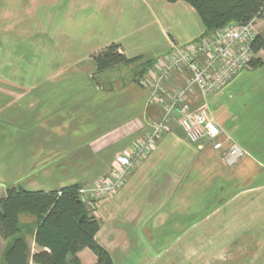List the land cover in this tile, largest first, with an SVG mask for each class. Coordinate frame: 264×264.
I'll list each match as a JSON object with an SVG mask.
<instances>
[{
    "label": "crops",
    "instance_id": "1",
    "mask_svg": "<svg viewBox=\"0 0 264 264\" xmlns=\"http://www.w3.org/2000/svg\"><path fill=\"white\" fill-rule=\"evenodd\" d=\"M204 29L183 0H0V198L14 184L91 183L164 113L166 98L150 99L144 84L95 79L96 52L117 43L126 58L154 61L171 39ZM255 57L261 65L205 96L221 150L192 142L171 116L143 163L97 203L95 240L113 264H264V52ZM187 81L178 69L163 83ZM187 100L202 103L196 85ZM231 140L244 154L229 166ZM77 255L96 264L88 248Z\"/></svg>",
    "mask_w": 264,
    "mask_h": 264
},
{
    "label": "trees",
    "instance_id": "2",
    "mask_svg": "<svg viewBox=\"0 0 264 264\" xmlns=\"http://www.w3.org/2000/svg\"><path fill=\"white\" fill-rule=\"evenodd\" d=\"M183 1L198 14L205 28L202 35L230 21L264 20V0ZM119 47L111 43L93 55L97 66L93 76L103 81L118 76L122 87L127 79L137 81L155 60L126 58ZM252 50L254 56L248 65L254 68L262 64V60L255 57L259 51L264 52V38L260 33L255 35ZM128 70L130 77L125 78L123 74ZM113 85L110 82V86ZM82 185L74 183L50 191H31L20 184L7 187L0 198V238L6 241L0 264H29L30 261L34 264H81L77 254L84 248L95 254L96 264H113L109 253L95 240L99 220L78 195ZM27 235L32 237L38 251L31 253Z\"/></svg>",
    "mask_w": 264,
    "mask_h": 264
},
{
    "label": "built area",
    "instance_id": "3",
    "mask_svg": "<svg viewBox=\"0 0 264 264\" xmlns=\"http://www.w3.org/2000/svg\"><path fill=\"white\" fill-rule=\"evenodd\" d=\"M255 19L243 23L230 21L209 34L183 44L171 39L168 51L155 59L146 78L140 81L150 87V99L158 101L161 96L166 98L164 113L149 123L143 135L131 144L129 150L115 155L114 168L79 187L78 195L89 208L94 210L100 200L119 191L130 172L143 163L168 129L171 116L176 117L192 142L198 146L209 142L214 149L221 150V131L209 114L205 96L222 87L253 58L252 42L257 34ZM178 69L188 74L186 85L166 87L163 83L165 78ZM193 85L199 88L203 98L196 108L190 107L187 100ZM243 154L242 147L231 140L224 150L223 159L225 164L231 166Z\"/></svg>",
    "mask_w": 264,
    "mask_h": 264
},
{
    "label": "rangeland",
    "instance_id": "4",
    "mask_svg": "<svg viewBox=\"0 0 264 264\" xmlns=\"http://www.w3.org/2000/svg\"><path fill=\"white\" fill-rule=\"evenodd\" d=\"M254 24H255V30H256V32L257 33H260V32H262L263 34H264V24L262 23V22H260V21H258V19H255V21H254ZM256 24H258V25H256ZM129 73H130V70H128V71H126L124 74H123V76L125 77V78H127V77H130V75H129ZM144 78H146V77H144V76H140L139 78H138V80L136 81V80H128L127 79V83H130V82H136L139 86H142L141 85V82L140 81H142ZM95 79H97V78H95ZM112 79H114L113 80V88H116V89H120L121 88V86H120V82H119V80L120 79H118V76L117 77H114V78H112ZM99 80V79H98ZM100 82L102 81L101 79L99 80ZM110 86V85H109ZM123 87V86H122ZM110 88L112 89V87L110 86ZM219 138H220V136H219ZM118 154V153H117ZM232 166V165H231ZM27 240H28V243H29V246H30V251H31V253H34V252H36V251H38L39 250V248L34 244V242L32 241V238H31V236L30 235H27ZM6 246V241L3 239V238H0V256H1V253H2V251H3V249H4V247ZM29 264H34L32 261H30L29 262Z\"/></svg>",
    "mask_w": 264,
    "mask_h": 264
}]
</instances>
